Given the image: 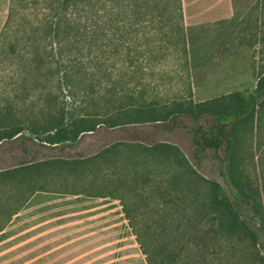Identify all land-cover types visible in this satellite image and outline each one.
Instances as JSON below:
<instances>
[{"label":"trees","instance_id":"16d2710c","mask_svg":"<svg viewBox=\"0 0 264 264\" xmlns=\"http://www.w3.org/2000/svg\"><path fill=\"white\" fill-rule=\"evenodd\" d=\"M182 21L181 0H10L0 31V56L2 62L10 59L9 68L17 65L10 79L19 85L12 91L15 92L6 109H0V152L13 149L22 156L37 151L44 160L34 159L0 171V190L8 188L15 204L7 205L9 214L0 231L32 195L54 192L119 201L133 232V210H128L124 202L126 196H131L132 205L137 207L134 212L149 205L161 208L164 218L171 221L173 233L187 243L195 237L196 228L191 224L205 225L206 237L199 240L201 244L208 242L214 249L229 245L230 250L244 245L248 256L244 258L242 254L243 262L264 264V255L255 252L257 235L240 218L221 187L199 177L177 147L160 142L146 144V138L111 140L113 130L123 128L122 133L128 135L131 131L124 127L131 125L155 124L153 130L157 131L169 122L175 128H184L192 135L193 157L207 150L223 149L225 156L221 161L236 202L259 216V194L240 170L237 127L252 120L256 108L264 105V72L257 79L254 94L246 98L234 92L198 104L190 100L162 106L122 102L117 107L110 103L102 117L68 115L55 94L46 88L47 83L69 76L71 61L63 48L69 51L82 42L109 48L115 39L118 44L124 43L133 33L149 41V34L154 32L151 37L155 39L157 32L165 30L159 35L163 38L159 42L181 46L184 51L188 37ZM38 88L47 113L29 117L35 106L27 103V96ZM23 95L26 98L20 99ZM179 120L203 126L187 129ZM100 138L106 146L99 151L63 158L62 154L81 151ZM16 144L21 148H16ZM165 171L173 174L164 178L161 174ZM190 228L193 234L188 231ZM132 234L147 264H163L156 258L161 255L160 247L154 255L136 232ZM181 249L186 250V246L181 245Z\"/></svg>","mask_w":264,"mask_h":264},{"label":"rangeland","instance_id":"374dc122","mask_svg":"<svg viewBox=\"0 0 264 264\" xmlns=\"http://www.w3.org/2000/svg\"><path fill=\"white\" fill-rule=\"evenodd\" d=\"M9 3L10 0H0V31L6 21ZM230 3L233 9L231 19L203 20L200 24L192 26L189 20H185L181 3L182 24L188 37L184 51L181 50V46L175 48L159 42L163 40L159 35L165 33V30L160 34L157 32L158 35H154L155 39L151 37L154 32L149 34L151 39L149 41L138 33H133L124 43L118 44L115 39L109 48L100 49V44L89 42L87 44L82 42L69 51L63 48L71 61L69 76L58 82L55 80L53 83H47L46 88L55 94L57 103L68 115L96 114L99 117H102L105 109H110V103L118 105L117 107H120L119 104L122 102L158 103L162 106L185 100L195 104L204 103L234 92H239L245 98L252 96L257 79L264 72V0H230ZM4 48L6 46L3 50ZM5 52L7 53L6 49ZM1 59L0 56V109L4 111L12 100L15 92L12 91L18 89L19 83L12 84L10 79L14 77L12 72L17 65H11L9 68L10 59L7 62H2ZM106 74L109 77L105 76ZM30 87L31 84L28 83L27 88ZM41 93V89L38 88L36 92L27 96L29 98L27 103H33L32 106H35L29 117L31 114L32 117H36L41 112L47 113L43 99L38 97ZM24 96L20 99H25ZM179 122L187 129H194L198 124L203 126L202 123H190L186 120ZM154 127L155 124L124 127L130 129L128 135L122 133L123 128L115 129L111 140L125 142L135 137L138 140L146 138V144L160 142L177 147L199 177L215 182L221 187L240 218L257 235L255 252L264 255V105L256 108L252 120L242 122L237 127V157L240 170L251 188L259 194L261 206L259 216L251 212L249 207L236 202L234 189L229 184L224 162L221 161L225 156L223 149L216 152L207 150L196 154L195 158L192 135L187 130L182 127L175 128L169 122L161 125L157 131L153 130ZM89 144L82 147L81 151L66 152L62 156L70 159L82 154L87 156L106 146L103 138ZM15 146L21 148L19 144ZM1 150L0 171L34 159L44 160L43 155L37 151L19 156L13 149L9 152ZM172 174V171H165L161 176L167 178ZM10 196L12 193L8 188L0 190V225L8 217L7 205L15 207L14 199H10ZM126 197L124 198L126 208L133 210L130 215L134 226L133 232L139 235L148 252L154 254L157 247L162 250L161 255L156 257L158 263L161 261L163 264L251 263L240 259L242 254L244 258L245 255L248 256L244 245H238L235 250H230L229 245L215 249L208 242L203 245L199 240L206 237L203 231L207 226L201 227L194 223L191 226L197 229L194 230L195 237L187 243L173 233L171 221L164 218L165 214L161 208L149 205L134 212L137 207L132 205V197ZM117 203L121 211L119 201ZM12 217L13 215L7 224ZM127 226L129 228L128 223ZM192 228L188 231L193 234ZM129 230L132 234L130 228ZM148 232H152L151 235H147ZM134 240L136 242L135 236ZM179 244L185 245L186 250H182Z\"/></svg>","mask_w":264,"mask_h":264},{"label":"crops","instance_id":"0c3cea01","mask_svg":"<svg viewBox=\"0 0 264 264\" xmlns=\"http://www.w3.org/2000/svg\"><path fill=\"white\" fill-rule=\"evenodd\" d=\"M185 20H229L230 0H181ZM117 201L32 195L0 232V264H145ZM147 264V263H146Z\"/></svg>","mask_w":264,"mask_h":264}]
</instances>
